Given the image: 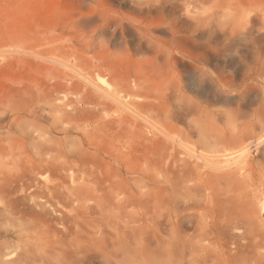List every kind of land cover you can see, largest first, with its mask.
Here are the masks:
<instances>
[{
    "label": "bare ground",
    "instance_id": "obj_1",
    "mask_svg": "<svg viewBox=\"0 0 264 264\" xmlns=\"http://www.w3.org/2000/svg\"><path fill=\"white\" fill-rule=\"evenodd\" d=\"M69 5L47 86L0 101L21 135L0 136V264H143L151 239L155 264H264V0Z\"/></svg>",
    "mask_w": 264,
    "mask_h": 264
},
{
    "label": "rangeland",
    "instance_id": "obj_2",
    "mask_svg": "<svg viewBox=\"0 0 264 264\" xmlns=\"http://www.w3.org/2000/svg\"><path fill=\"white\" fill-rule=\"evenodd\" d=\"M71 1L72 0H0V101L3 98H7L6 96L11 97L13 96V94H16L17 92L15 91L14 88L20 86V84L22 85L18 87L19 89H22L27 85H29L27 87L30 88L31 86L39 85V83L41 87L47 86L48 80L47 79L43 80V77L46 78L45 77L46 75H44L43 72L51 64L49 63L48 60H45V58L42 59L43 57L42 58L37 57L36 53L37 52L39 53V50L44 51L49 47L51 48L52 45L60 44L63 37L64 39L62 41L64 43L67 42V37H69L67 31V25L70 24V15L72 13V12L70 13L71 8L69 5ZM53 36L55 37L54 39ZM60 36L61 39L59 38ZM46 38L49 40H47ZM31 39L34 41H32ZM41 39H43V41ZM35 40L37 44H33L35 43ZM21 41L22 42L25 41V43L21 44ZM56 41H58V43ZM63 42H61V44H63ZM9 43H11V45ZM27 43L28 44L32 43V45H29L28 47ZM44 43H45V47L47 48L44 47ZM33 46L35 47L38 46L36 48L39 49L37 50L35 49V47L33 48ZM18 47H20L21 49H19ZM13 49L15 50L17 49V50L15 51ZM18 49L20 50L19 52H17ZM12 51H14V54ZM16 52L20 54H16ZM33 56H36L35 57L36 60L35 58H33ZM18 57L21 58L23 57V58L21 59ZM37 64L38 67L36 66ZM28 80H31L30 81L31 83H29ZM32 82L35 84H33ZM11 91L14 93H11ZM13 106L15 107L16 105L7 104V106L2 108V111L4 109L3 114L6 116L7 115L10 116L6 121L0 123V136H21L16 132L15 128L13 132H9L8 130L11 121L13 120V118L16 117L15 115L18 114V112H16L17 109H14ZM10 108H12L13 110H11ZM11 111H14L15 113ZM8 112L10 114H7ZM44 118L41 120L29 119V121L31 120V122L36 121L38 123L37 125L41 126V127L38 126L39 128H36L35 130H39V131L41 130L40 132L42 136H51L54 139H58V138L60 139L62 136H73V135H74L73 138H76V136H88L87 134H84L82 130H80L81 132L80 131L78 132L75 129L76 126L73 127L72 125L63 122L59 123L57 121H53L51 118L49 119H47V117ZM45 120H47V122ZM27 127H29L28 129L30 130H34L32 129L34 128L33 126L26 125L25 129H27ZM68 127L70 130L68 129ZM65 131L68 133L66 134ZM121 172L124 175V171ZM153 205L154 202L151 201V207ZM146 231L149 232L148 236L152 237L153 234L152 227ZM124 245L125 244L123 242L118 243L117 245L114 246V248L111 247L108 251L115 252L114 249H119ZM143 246L145 248L144 256L146 261L143 264H155L154 262H156L155 259L157 258V252L159 251L158 244L153 239H151L148 243H145ZM119 259H122V257H119ZM130 259L131 258L124 257L123 260H121L120 262L122 264H135V262ZM103 261H104L103 258L99 256L96 257V264H103Z\"/></svg>",
    "mask_w": 264,
    "mask_h": 264
}]
</instances>
